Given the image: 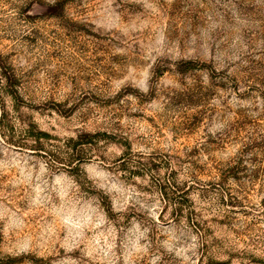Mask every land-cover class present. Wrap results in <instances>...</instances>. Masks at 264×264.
Returning <instances> with one entry per match:
<instances>
[{
	"label": "rangeland",
	"instance_id": "1",
	"mask_svg": "<svg viewBox=\"0 0 264 264\" xmlns=\"http://www.w3.org/2000/svg\"><path fill=\"white\" fill-rule=\"evenodd\" d=\"M0 264H264V0H0Z\"/></svg>",
	"mask_w": 264,
	"mask_h": 264
}]
</instances>
